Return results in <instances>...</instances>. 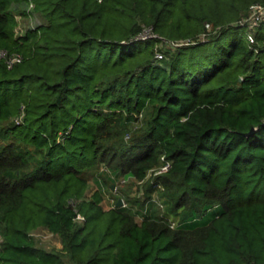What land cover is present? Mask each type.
Instances as JSON below:
<instances>
[{"label":"trees","instance_id":"16d2710c","mask_svg":"<svg viewBox=\"0 0 264 264\" xmlns=\"http://www.w3.org/2000/svg\"><path fill=\"white\" fill-rule=\"evenodd\" d=\"M255 2L0 0V264H264Z\"/></svg>","mask_w":264,"mask_h":264},{"label":"rangeland","instance_id":"374dc122","mask_svg":"<svg viewBox=\"0 0 264 264\" xmlns=\"http://www.w3.org/2000/svg\"><path fill=\"white\" fill-rule=\"evenodd\" d=\"M22 8L28 9L29 6L22 5ZM18 20H19V24H18L19 32L24 31L28 26H35L37 24V22H38L37 21V17L34 14H27V15L18 16ZM221 41H226V37H223L222 40L212 41V42L208 43L205 47H207L209 49H212V51H213V49H215L216 45L219 44V42H221ZM211 56L215 58V53L214 52H213V54L211 53ZM137 124L138 123L135 124V128L138 127ZM131 180H132V178L130 180L127 179L126 181H124L122 178L119 179L117 183H118V187H119L120 190L119 189L117 190L116 187L114 186V189H113V194L114 195L109 193V192H105V194H104V196H103V198L101 200L102 205L104 207H106V208L109 207L113 203V200L115 198L114 196H118V195H122V194L125 195L124 191H126V190L131 195L135 194L138 191L137 189L141 185L140 183L142 181L139 183V186H137L135 184H131L130 188H129V186L127 184L128 183H132ZM140 188L142 190L143 189V185H141V187H139V191H140ZM95 189H96L95 183L92 180H90L87 194H89V195L92 194L95 191ZM136 219L140 220L141 216L137 215ZM34 235L36 237L37 243L39 245H41V246H44V247H47V248L60 247V242H59L58 237L56 235L48 232L45 229L36 230L34 232Z\"/></svg>","mask_w":264,"mask_h":264},{"label":"built area","instance_id":"2783aa9c","mask_svg":"<svg viewBox=\"0 0 264 264\" xmlns=\"http://www.w3.org/2000/svg\"><path fill=\"white\" fill-rule=\"evenodd\" d=\"M30 6H32V4H30L29 7ZM263 19H264V3L255 2L252 5L250 14L241 21V24H246L249 28H252V27H255L256 25H258L260 23V21ZM151 36H158V35L153 33L150 30V28H147L139 35V38L145 39V38L151 37ZM247 37L250 41L254 40L253 33L251 30L247 31ZM157 57L162 58L163 53L159 52L157 54ZM1 58L5 59L7 65L9 67L12 66L13 63L21 60V56L19 54H14L12 56L7 57L6 50L2 49V48H0V59ZM169 166H170V163L168 161H165L159 168H157L155 170L154 173L156 174V173L166 171L169 168ZM78 217L83 218V216L81 214H78Z\"/></svg>","mask_w":264,"mask_h":264},{"label":"water","instance_id":"95a60500","mask_svg":"<svg viewBox=\"0 0 264 264\" xmlns=\"http://www.w3.org/2000/svg\"><path fill=\"white\" fill-rule=\"evenodd\" d=\"M254 130H255V128L253 127V128L251 129V131L247 132L246 134H250V133H252ZM112 187H114V185H112ZM122 204H123V199L120 197V198H118V200H117V205H118V206H121Z\"/></svg>","mask_w":264,"mask_h":264}]
</instances>
